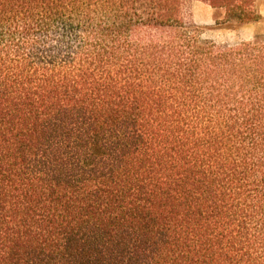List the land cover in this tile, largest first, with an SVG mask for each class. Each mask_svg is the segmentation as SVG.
I'll use <instances>...</instances> for the list:
<instances>
[{"label":"trees","instance_id":"16d2710c","mask_svg":"<svg viewBox=\"0 0 264 264\" xmlns=\"http://www.w3.org/2000/svg\"><path fill=\"white\" fill-rule=\"evenodd\" d=\"M186 2L0 0V264H264V41Z\"/></svg>","mask_w":264,"mask_h":264},{"label":"rangeland","instance_id":"374dc122","mask_svg":"<svg viewBox=\"0 0 264 264\" xmlns=\"http://www.w3.org/2000/svg\"><path fill=\"white\" fill-rule=\"evenodd\" d=\"M262 7V18L258 22L239 24L227 22L223 10L216 9L212 14L213 7L205 1L187 0L185 17L187 22L197 26L203 40L220 48H236L257 40L264 41V3Z\"/></svg>","mask_w":264,"mask_h":264},{"label":"crops","instance_id":"0c3cea01","mask_svg":"<svg viewBox=\"0 0 264 264\" xmlns=\"http://www.w3.org/2000/svg\"><path fill=\"white\" fill-rule=\"evenodd\" d=\"M262 9H263V7L261 6L260 12H261ZM215 10L216 9H214V8L211 9L212 14L214 13Z\"/></svg>","mask_w":264,"mask_h":264}]
</instances>
